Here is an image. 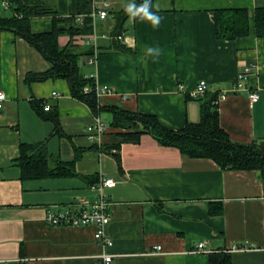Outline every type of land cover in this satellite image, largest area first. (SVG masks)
<instances>
[{
	"label": "crops",
	"instance_id": "1",
	"mask_svg": "<svg viewBox=\"0 0 264 264\" xmlns=\"http://www.w3.org/2000/svg\"><path fill=\"white\" fill-rule=\"evenodd\" d=\"M91 1L93 11L108 16L97 19L92 35L73 40L77 52L93 51L82 55L83 73L94 76L99 88L113 91L98 96L100 107L154 115L164 127L181 130L201 120V100H209L219 105L220 125L231 141L251 144L264 138V37L257 36L255 27V10L264 7V0H154L158 27L128 17L118 37L113 36L115 13L133 0ZM51 4L62 16L78 11L77 0ZM225 8L249 10L248 36L217 37L216 10ZM6 11L11 8L0 2V16ZM52 28L51 17L32 19L35 33ZM113 39L125 49L113 46ZM69 43V36H61V46ZM149 48L159 54H149ZM250 64L248 89L228 92ZM50 68L25 38L0 30V90L7 95L0 111V264H99L103 252L117 255V264H209L211 253L236 244L249 249L230 253L232 264H264V179L259 171L227 170L209 158L184 156L149 133L138 143L122 142L124 130L111 126L112 113L94 114L71 95L66 80L27 82L28 74ZM203 80L208 91L197 97L193 91ZM250 92L259 95L257 102ZM34 100H45L44 110L49 104L50 111L41 116ZM52 112L71 138L53 135ZM98 119L107 129L94 135L87 128ZM44 141L51 155L76 158L78 175L23 178L17 164L21 144ZM107 146L118 149L108 151ZM89 178L97 180L90 183ZM103 178L115 180L104 191L111 204L106 230L112 247L96 240V225L47 222L48 211L89 207L99 196L93 187ZM202 242L205 248L195 251Z\"/></svg>",
	"mask_w": 264,
	"mask_h": 264
},
{
	"label": "trees",
	"instance_id": "2",
	"mask_svg": "<svg viewBox=\"0 0 264 264\" xmlns=\"http://www.w3.org/2000/svg\"><path fill=\"white\" fill-rule=\"evenodd\" d=\"M3 0H0L2 2ZM10 5L13 14L0 16V30H11L25 38L51 63V68L43 73H30L27 82L46 81L48 79H64L68 82L71 95L89 105L94 114L110 111L113 115L111 126L123 129L120 133L122 142L138 143L144 133L151 134L163 146L177 147L182 155L192 158H209L222 169L256 170L264 179V138L251 144L231 141L227 132L220 125L219 105L202 101V116L198 123L188 124L181 130H170L164 127L154 115L139 112H127L115 108L100 107L96 92L94 76H86L82 70V55L93 54V51L79 53L74 42L75 37L92 35L94 22L92 17V1L77 0L76 15L62 16L52 0H4ZM142 0H138L139 5ZM154 5V0H152ZM157 12L156 8L152 9ZM51 17V31L35 33L32 30V19ZM117 28L113 36H120L123 24L129 17L124 8L115 13ZM255 27L258 37H264V7L255 10ZM217 37L221 40H234L250 34V13L246 8H225L216 10ZM61 36H69L71 43L61 46ZM113 46L125 49L113 39ZM88 87V92L85 88ZM214 95V100L217 98ZM212 102V101H211ZM34 108L43 116L45 100L33 101ZM43 106V111H42ZM50 111V110H49ZM54 123L53 135L69 137L63 131L57 112L48 117ZM94 147H97L94 145ZM108 151L118 149L117 146L105 147ZM78 152V149H77ZM115 157L120 162L119 153ZM17 164L21 167L23 178L68 177L78 175L76 158L66 161L51 155L46 142L23 143ZM95 183L97 179H92ZM99 182V181H98ZM209 264H232L230 253L213 252Z\"/></svg>",
	"mask_w": 264,
	"mask_h": 264
},
{
	"label": "built area",
	"instance_id": "3",
	"mask_svg": "<svg viewBox=\"0 0 264 264\" xmlns=\"http://www.w3.org/2000/svg\"><path fill=\"white\" fill-rule=\"evenodd\" d=\"M1 7L4 9H9L10 5L7 1L1 2ZM108 16L107 11H93L92 17L93 22L97 21V19H105ZM94 58L90 59V63H93ZM253 64L244 67L240 70L237 74V77L233 83V86L230 91L228 92H239L242 90H247V80L253 74ZM183 87L181 86V89ZM88 87L85 88V92H88ZM208 91V83L206 81H200L197 85L196 89L193 91L195 96H204ZM97 95L100 96L102 94H110L113 91L108 87L105 86L103 88H99L96 86ZM223 93L221 98L224 99L227 97V93ZM250 99L253 102H257L259 99V95L256 92H250ZM7 100V95L4 91L0 90V111L4 109L5 102ZM50 105L45 106V110H50ZM107 129V124L98 119L94 126H89L87 130L94 135H101ZM94 132V133H93ZM115 186V180L113 178H103L99 181L98 185L94 186L97 191H99L98 198L88 207L83 206L81 208H67L63 211H48L46 215V220L49 224L54 226H77V225H96L97 230L95 233L96 240L103 245L105 248H110L113 246V240L108 236L107 233V226L111 220V213H110V202L105 197V189L112 188ZM205 242H202L198 245V248L195 251L202 250L205 248ZM160 249V247H159ZM249 249L248 244H236L224 252L232 253L238 250H246ZM117 255L111 252H103L100 255L99 264H117L116 262Z\"/></svg>",
	"mask_w": 264,
	"mask_h": 264
},
{
	"label": "clouds",
	"instance_id": "4",
	"mask_svg": "<svg viewBox=\"0 0 264 264\" xmlns=\"http://www.w3.org/2000/svg\"><path fill=\"white\" fill-rule=\"evenodd\" d=\"M126 14L129 15L131 19L139 18L142 21L150 22L153 27H158L160 23V16L153 12L152 9L155 7L157 10L159 9V5H153L152 0H142V2L137 5V3L130 2L122 5ZM149 54L155 52L157 55L159 54L157 50L149 48L147 49Z\"/></svg>",
	"mask_w": 264,
	"mask_h": 264
},
{
	"label": "rangeland",
	"instance_id": "5",
	"mask_svg": "<svg viewBox=\"0 0 264 264\" xmlns=\"http://www.w3.org/2000/svg\"><path fill=\"white\" fill-rule=\"evenodd\" d=\"M13 14V11H6L5 15L6 16H9V15H12ZM5 15H2V16H5Z\"/></svg>",
	"mask_w": 264,
	"mask_h": 264
}]
</instances>
